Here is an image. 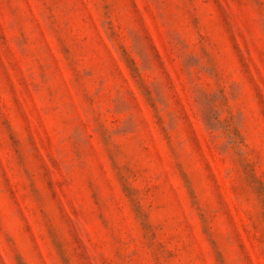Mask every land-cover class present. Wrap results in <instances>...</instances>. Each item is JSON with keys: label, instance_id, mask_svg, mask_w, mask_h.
Wrapping results in <instances>:
<instances>
[{"label": "rangeland", "instance_id": "1", "mask_svg": "<svg viewBox=\"0 0 264 264\" xmlns=\"http://www.w3.org/2000/svg\"><path fill=\"white\" fill-rule=\"evenodd\" d=\"M0 264H264V0H0Z\"/></svg>", "mask_w": 264, "mask_h": 264}]
</instances>
